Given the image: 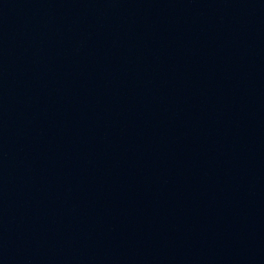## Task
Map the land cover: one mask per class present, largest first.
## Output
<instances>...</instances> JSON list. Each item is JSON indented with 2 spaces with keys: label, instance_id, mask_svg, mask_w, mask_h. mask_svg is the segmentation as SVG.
<instances>
[{
  "label": "water",
  "instance_id": "obj_1",
  "mask_svg": "<svg viewBox=\"0 0 264 264\" xmlns=\"http://www.w3.org/2000/svg\"><path fill=\"white\" fill-rule=\"evenodd\" d=\"M31 264H264V0H109Z\"/></svg>",
  "mask_w": 264,
  "mask_h": 264
}]
</instances>
